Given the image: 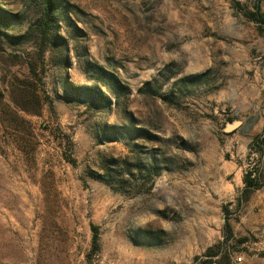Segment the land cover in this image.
<instances>
[{
    "label": "rangeland",
    "instance_id": "rangeland-1",
    "mask_svg": "<svg viewBox=\"0 0 264 264\" xmlns=\"http://www.w3.org/2000/svg\"><path fill=\"white\" fill-rule=\"evenodd\" d=\"M57 2L0 0V264H264V0Z\"/></svg>",
    "mask_w": 264,
    "mask_h": 264
},
{
    "label": "trees",
    "instance_id": "trees-1",
    "mask_svg": "<svg viewBox=\"0 0 264 264\" xmlns=\"http://www.w3.org/2000/svg\"><path fill=\"white\" fill-rule=\"evenodd\" d=\"M227 1H229L232 5L236 6V8L238 7L237 0H227ZM45 3H46V15L49 17L48 19H50L51 13L55 10L56 4H58V2L57 0H45ZM256 7L257 8L255 9L254 12L246 13V16L250 17L255 22H257L258 26L264 31V17L263 15H259L258 13L259 6L257 5ZM253 146H258L260 157H264V132L253 139L251 143V147L253 148ZM243 182L245 185L244 193L247 199L251 192H253L254 190H258L264 186V173L262 168H259L256 172H253L252 169L248 170L243 177ZM95 230L96 229L94 227V231ZM225 233H226V239L229 240V238L232 237V229L229 219H226ZM93 245L94 248H98L99 246L97 233H94ZM211 262L212 261H204L203 264H212ZM220 263L225 264L223 261H220Z\"/></svg>",
    "mask_w": 264,
    "mask_h": 264
},
{
    "label": "crops",
    "instance_id": "crops-1",
    "mask_svg": "<svg viewBox=\"0 0 264 264\" xmlns=\"http://www.w3.org/2000/svg\"><path fill=\"white\" fill-rule=\"evenodd\" d=\"M260 119L262 120H259V122H258V124L256 125V127L258 126V127H261L262 128V132H257V133H254L253 135H252V137H256V136H258V135H260V134H262L263 132H264V114L260 117ZM253 138V139H254ZM253 139H252V141H253ZM250 150H252V149H250ZM264 187V186H263Z\"/></svg>",
    "mask_w": 264,
    "mask_h": 264
},
{
    "label": "water",
    "instance_id": "water-1",
    "mask_svg": "<svg viewBox=\"0 0 264 264\" xmlns=\"http://www.w3.org/2000/svg\"><path fill=\"white\" fill-rule=\"evenodd\" d=\"M232 127H233V125L229 126V128H232ZM212 264H221V263L216 261V262H213Z\"/></svg>",
    "mask_w": 264,
    "mask_h": 264
},
{
    "label": "built area",
    "instance_id": "built-area-1",
    "mask_svg": "<svg viewBox=\"0 0 264 264\" xmlns=\"http://www.w3.org/2000/svg\"><path fill=\"white\" fill-rule=\"evenodd\" d=\"M242 259H243V257H242V256H239V257H237V260H238L239 262H241V261H242Z\"/></svg>",
    "mask_w": 264,
    "mask_h": 264
}]
</instances>
